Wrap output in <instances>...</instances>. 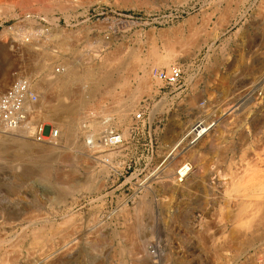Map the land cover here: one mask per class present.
Wrapping results in <instances>:
<instances>
[{
  "label": "rangeland",
  "instance_id": "374dc122",
  "mask_svg": "<svg viewBox=\"0 0 264 264\" xmlns=\"http://www.w3.org/2000/svg\"><path fill=\"white\" fill-rule=\"evenodd\" d=\"M31 1L0 0V32L7 26L17 28L19 38L26 37L29 43L38 45L35 55L46 58L53 52L50 62L58 72L80 60L81 69H91L92 81H76L68 91L83 92L91 103L88 101L83 108L84 122L77 127V137L73 139L59 125L42 121L60 130L61 148L54 158L39 161L23 156L22 161L16 145L0 141V151L7 149L2 155L14 159L11 168L7 159L0 160V264H143L134 250L142 236L149 248L159 247L156 256L149 257L152 263L148 259L147 264H264V204L254 206L251 214L236 218L240 207L236 189L240 184L235 188L240 178H246L242 176L246 171L264 170V74L260 72L264 66V0ZM22 2L24 6L29 2L27 9ZM239 11L244 15L238 20ZM64 40L70 41V49L61 50L59 44ZM55 49L59 52L55 53ZM27 53L31 50H0V92L16 78L28 75L34 61ZM173 63L186 67L181 88L167 86L152 75L154 68H169ZM46 74L47 71L39 73L36 81ZM104 81L109 85H104ZM187 87L192 94L189 106L198 107L199 112L192 118L183 117L184 110L181 113L173 109L167 114L172 123L186 121V129L173 142L144 140L143 124L150 111L153 120L162 102L156 103L160 96L155 101L152 96L160 90L180 92ZM147 99L151 106L144 112V119L138 120L136 114ZM197 121L215 123L209 130L211 134L216 131L209 137L213 143L205 136L191 143L192 138L186 135L181 150L161 162ZM107 128L123 135L125 143L119 149H107L99 142ZM88 134H95L93 140L101 146L92 148ZM225 139L226 175L219 166L222 163L216 162L212 171L192 172L188 179L191 184L186 188H177L176 182H163L168 166L178 158L179 163L197 167L196 155H218ZM158 157L160 160L154 164ZM257 179L264 182V176ZM144 184L146 188H142ZM226 185L228 188H224ZM229 186H234V192L225 190L233 188ZM214 223H218L217 227ZM140 224L145 228L143 234L139 232ZM235 224L241 225L239 230L244 234L234 241L230 231ZM33 230L37 232L32 234ZM62 237L70 238L69 250L63 248L61 254L60 250L48 262L42 261L40 254L55 252ZM51 248L54 249L49 251Z\"/></svg>",
  "mask_w": 264,
  "mask_h": 264
},
{
  "label": "bare ground",
  "instance_id": "6f19581e",
  "mask_svg": "<svg viewBox=\"0 0 264 264\" xmlns=\"http://www.w3.org/2000/svg\"><path fill=\"white\" fill-rule=\"evenodd\" d=\"M3 1V0H2ZM13 1V0H12ZM16 1V0H15ZM24 1V0H23ZM28 1V0H27ZM31 1V0H30ZM41 1V0H40ZM231 1V0H230ZM237 1V0H236ZM32 2V1H31ZM7 3H8V1H7ZM28 4L27 5H29V2H27ZM43 3V2H42ZM61 3V2H60ZM236 3V2H235ZM234 3V4H235ZM247 3V2H246ZM3 4V3H2ZM11 4V3H10ZM39 4H40V2H39ZM64 4V3H63ZM259 4V3H258ZM7 5V4H6ZM21 5H23V2H22V4ZM27 5H23L26 9H27ZM37 5V4H36ZM231 5V4H230ZM230 5L229 6H227L226 7V9H227V11H228V9H230ZM236 5V4H235ZM244 5H245V2H244ZM23 7V8H24ZM36 7V6H35ZM218 7V6H217ZM225 7V6H224ZM264 7V6H263ZM3 8V7H2ZM7 8V7H6ZM32 8L33 7H31V9L30 10H32ZM237 7H235L234 9H236ZM251 8V7H250ZM8 9V8H7ZM26 9H24V11L26 10ZM221 9V8H220ZM225 9V8H224ZM233 9V10H234ZM261 9H262V7H261ZM260 9V10H261ZM2 9H0V11H1ZM6 10V9H5ZM9 10H11V8H9ZM9 10H8V12H9ZM218 10V9H217ZM259 10V11H260ZM263 10V9H262ZM261 10V11H262ZM12 11V10H11ZM21 11V10H20ZM33 11H34V8H33ZM41 11V10H40ZM235 11V10H234ZM237 11V10H236ZM264 11V10H263ZM263 11H262V13H263ZM22 12H23V10H22ZM214 12V11H213ZM232 12V11H231ZM5 13V12H4ZM26 13V12H25ZM29 13V12H28ZM221 14V13H220ZM232 14V13H231ZM234 14V13H233ZM16 15V14H15ZM219 15V14H218ZM228 15V14H227ZM226 14H225V16H227ZM237 17H236V19H238L239 20V18H241L244 14L241 12V11H239V13H237ZM255 15H256V13H255ZM260 15H261V13H260ZM11 16V15H10ZM233 16V15H232ZM12 17H14L13 15H12ZM224 17V16H223ZM18 18V17H17ZM16 18V19H17ZM231 18V17H230ZM29 22V21H28ZM231 22V21H230ZM235 22V21H234ZM55 24V23H54ZM230 25V24H229ZM21 26V25H20ZM14 27V26H13ZM17 27V26H16ZM247 27V26H246ZM59 30V29H58ZM195 30V29H194ZM24 32V31H23ZM36 32V31H35ZM18 29L16 28V29H12V27L11 26H7V27H4L3 28V30L0 32V50L1 49H6V48H8V47H10V48H13V49H19V48H22V49H29V50H31V53H27V56H31L30 58H32V62H33V67H32V69L30 70V72H28L27 74V78L29 79V80H31V82H32V85H33V87H34V89L37 91V93H38V95H39V99H38V101L34 104V103H31V102H27V104H26V106H25V108H26V110H28V111H30L31 112V114H34L33 115V118L32 119H30L27 123H25V124H23V125H21L19 128H17V129H14V130H10V129H8V128H6L4 125H0V141L1 142H3V143H6L7 142V144L8 143H11V144H14V145H16L17 146V152H19V154L22 156V158H23V156H27L28 158H37L39 161H46V160H48V159H50V158H54V157H56L58 154H59V152H60V148H61V146L59 145V143H58V141H56V140H54V141H52V142H47V141H45V142H39V141H37L36 139H35V137H34V132L36 131V128H37V126H36V123L37 122H42L43 120H45V121H52L53 123H55V124H57V125H59L60 126V128L62 129V131L64 132V131H66V133H67V136L69 137V138H75V136L77 137V135H76V131L78 130L77 129V127L81 124V121L85 118V117H83V113H82V111H83V108H85L87 105V103H88V101L86 100L87 98H86V95L83 93V92H80V91H74V92H69L68 90H69V88L72 86V84L73 83H75L76 81H79V80H82V81H87V80H89L90 79V77H91V75H92V71H90L89 69H81L80 67H81V65H82V63H81V61L80 60H78V61H76V62H74L73 61V63H71L70 65H68L67 67H65V68H63V71L62 72H58V71H56V70H54V68L51 66V62H50V60H52L53 59V57H52V55H54V53L52 52V54L50 55V56H48V57H46V58H43L41 55H35L34 53H35V51L37 50V48H39L38 47V45L36 44V43H29V39L27 40L26 39V37H24V38H19L18 37ZM28 33V32H27ZM20 34H22L21 33V31H20V33H19V35ZM24 34H26V32L24 33ZM64 34V33H63ZM57 35H59L58 33H57ZM65 35V34H64ZM68 35V34H67ZM194 35V34H193ZM24 36V35H23ZM32 36H34V33H33V35ZM61 36V35H60ZM20 37H22V36H20ZM27 38H29V37H27ZM63 38V37H62ZM33 39H34V37H33ZM35 40V39H34ZM193 40V39H192ZM52 41V40H51ZM36 42H37V40H36ZM70 41L68 42V41H66V40H64V41H62L60 44H59V47L61 48V50L62 49H68L69 48V46H70ZM183 43V42H182ZM44 44V43H43ZM43 44H42V46H43ZM72 44V43H71ZM41 46V45H40ZM168 46V45H167ZM44 47H45V45H44ZM49 47V46H48ZM50 48V47H49ZM70 49V48H69ZM51 51V50H50ZM46 51H44V53H45ZM54 52L55 53H58L59 52V50L57 49H55L54 50ZM136 53V52H135ZM25 54H26V52H25ZM48 54V53H47ZM168 54V53H167ZM24 55V54H23ZM49 55V54H48ZM59 55V54H58ZM61 55V54H60ZM64 55V54H63ZM170 55V54H169ZM46 56V55H45ZM66 56V55H65ZM163 56H161V57H159V58H162ZM170 57H172V56H170ZM108 58V57H107ZM77 59H79V58H77ZM104 59V58H103ZM106 59V58H105ZM163 59V58H162ZM164 59H165V57H164ZM169 59V58H168ZM84 60V59H83ZM108 60V59H107ZM106 60V61H107ZM157 60H159V59H157ZM264 60V59H263ZM71 61V60H70ZM109 61H110V59H109ZM261 61V60H260ZM104 62H105V60H104ZM67 63V62H66ZM69 63V62H68ZM142 63V62H141ZM140 63V64H141ZM163 63V62H162ZM168 62L166 61V64H167ZM94 64V63H93ZM92 64V65H93ZM109 64H110V62H109ZM114 64V63H113ZM253 64H255V63H252V65ZM261 64H263V62L261 63ZM60 65V64H59ZM142 65V64H141ZM250 65V64H249ZM248 65V66H249ZM251 65V66H252ZM61 66H63L64 67V65H61ZM102 66V65H101ZM106 66V65H105ZM103 67V68H106V67ZM108 67H109V65H107ZM112 66V65H111ZM251 66H249V67H251ZM254 66V65H253ZM88 67V66H87ZM95 67V66H94ZM107 67V68H108ZM115 67V66H114ZM249 67H248V69H249ZM62 68V67H61ZM252 68V67H251ZM254 68V67H253ZM102 69V68H101ZM113 69V68H112ZM135 70V69H134ZM42 71H47V74L44 76V79H42V80H37L36 81V76L39 74V73H41ZM97 71V70H96ZM109 71V70H108ZM114 71V70H113ZM151 71V70H150ZM245 71H247V70H245ZM94 72V71H93ZM100 72V71H99ZM98 72V73H99ZM260 72L262 73V74H264V66L262 65V67H260ZM97 73V74H98ZM101 73V72H100ZM106 73H107V69H106ZM257 73V72H256ZM248 74V73H247ZM149 76V75H148ZM257 76V75H256ZM256 76H254V77H256ZM98 77V76H97ZM96 77V78H97ZM140 77V76H139ZM121 78V77H120ZM41 79V78H40ZM106 79H108V76H106ZM146 79V78H145ZM94 80H95V78H94ZM105 80V79H104ZM111 80V79H110ZM89 81H92V78H91V80H89ZM97 81H98V79H97ZM99 82V81H98ZM101 82V81H100ZM108 81H106V83H107ZM121 82V81H120ZM127 82V81H126ZM125 82V83H126ZM146 82V81H145ZM149 82V81H148ZM147 82V83H148ZM79 83V82H78ZM85 83V82H84ZM94 83H96V80H95V82ZM111 84H113V83H111ZM102 85V84H101ZM104 85H109V83H107V84H105V81H104ZM79 86V85H78ZM114 86V85H113ZM151 86V85H150ZM80 87V90H81V86H79ZM94 87V86H93ZM105 87H107V86H105ZM111 87H112V85H111ZM82 88H83V86H82ZM89 88V87H88ZM101 88V87H100ZM110 88V86L108 87V89ZM139 88V87H138ZM142 88V87H141ZM148 88V87H147ZM75 89V88H74ZM84 89V88H83ZM83 89H82V91H83ZM98 89H99V87H98ZM143 89V88H142ZM141 89V90H142ZM146 89V88H145ZM105 90V89H104ZM112 90V89H111ZM110 90V91H111ZM138 90V89H137ZM89 91V90H88ZM93 91V90H92ZM99 91V90H98ZM108 92V91H107ZM112 93V92H111ZM114 93V92H113ZM91 96V95H90ZM91 98V97H90ZM89 97H88V99H90ZM240 102V101H239ZM89 103H91L90 101H89ZM239 104V103H238ZM129 106V105H128ZM236 106V105H235ZM132 108V107H131ZM129 109V108H128ZM234 111V110H233ZM231 112V111H230ZM230 112H227V114H229ZM128 113V112H127ZM90 114V113H89ZM88 116V118H89V115H87ZM86 120V119H85ZM111 120V119H110ZM110 120H108V121H110ZM108 121H107V123H108ZM83 122H84V120H83ZM106 123V124H107ZM95 124H97V122L95 123ZM214 124V123H213ZM211 125L212 124H203V122L202 121H197L195 124H193V126H192V128H191V130L188 132V133H186L181 139H180V142L179 143H177V144H173L174 146L169 150V152H168V154L166 155L168 158H169V156H173V155H175L176 153V151H178V149L180 148V146L182 145V141L184 140V138H185V136L186 135H188V134H190V133H193L194 132V134L192 135V138H193V140H192V142L193 141H195V140H201L200 138H204V136H205V140L207 139V141L209 142V143H213V141H211L212 139H210L209 137L210 136H212V134L209 132V130H210V127H211ZM55 126V125H54ZM81 126V125H80ZM94 126V125H93ZM104 126V125H103ZM107 126V125H106ZM82 127V126H81ZM97 127H99L98 125H97ZM89 128V127H88ZM189 128V127H188ZM108 129V128H107ZM111 129V128H110ZM214 129H215V127H214ZM213 129V130H214ZM80 130V129H79ZM99 130H101V129H99ZM90 131H92V130H90ZM80 132H78V134H79ZM62 134V133H61ZM82 135V134H81ZM213 135H215V133L213 134ZM62 136H64V135H62ZM88 136L89 137H91L92 139H95V134H88L87 135V138H88ZM66 137V136H65ZM190 137H191V135H190ZM215 137H217V136H215ZM66 139V138H65ZM77 139V138H76ZM80 139V138H79ZM68 140V139H67ZM67 140H65V141H67ZM78 140V139H77ZM96 140V139H95ZM94 140V141H95ZM100 140V139H99ZM188 140V139H187ZM187 140H186V143H187ZM204 140V141H205ZM98 141V140H97ZM95 142L93 145H91V147L93 148V147H100L101 145H99L98 144V142ZM189 141V140H188ZM199 141H198V144H199ZM76 142H78V141H76L75 140V143ZM100 142V141H99ZM217 142V141H216ZM216 142H215V144H216ZM181 143V144H180ZM185 143V142H184ZM196 143V142H195ZM205 143V142H204ZM208 144V143H207ZM13 145V146H14ZM196 146H197V144H196ZM202 146V145H201ZM207 146V145H206ZM214 146V145H213ZM86 147V146H85ZM90 147V148H91ZM103 147V146H102ZM182 147V146H181ZM190 148H192L191 146H189ZM14 148V147H13ZM76 148V147H75ZM72 150H73V148H71ZM108 149V148H107ZM119 149V148H118ZM64 150V149H63ZM90 150V149H89ZM92 150V149H91ZM113 150V149H112ZM179 150H181V149H179ZM183 150V149H182ZM213 150H215V149H213ZM3 151L4 152H7V149H6V147H5V149H3ZM101 151V150H100ZM4 152H1L0 151V160L1 159H7L8 160V162L10 163L11 161H12V165H9V163H8V168H11V166H13V158H11L9 155L7 156V157H5V156H3L2 155V153H4ZM63 152V151H62ZM103 152V151H102ZM16 153V152H15ZM256 153V152H255ZM14 154V153H13ZM18 154V153H17ZM217 154V153H216ZM263 154V153H262ZM6 155V154H5ZM86 155V154H85ZM196 155V154H195ZM258 155V154H257ZM264 155V154H263ZM20 156V157H21ZM107 156H108V154H107ZM178 156V155H177ZM260 155H258V157H259ZM13 157V156H12ZM17 157V156H16ZM100 157H102V156H100ZM109 157V156H108ZM114 157V156H113ZM196 157V156H195ZM222 157V156H221ZM58 158V157H57ZM64 158V157H63ZM82 158V157H81ZM21 159V158H20ZM68 159V158H67ZM175 159V158H174ZM179 159L180 158H178V160H176V161H174L173 163H171V166L169 165L168 166V168H167V171H166V173H165V175L163 176L164 177V179H163V182H165V184H170V183H175L176 182V186H177V188L179 187V188H181V187H183V188H186V187H184V186H187L188 184H191V182L190 183H188V179H189V177H190V174L192 173V172H196V170H198V167H196V166H194L193 167V165L191 164V163H186V162H183V161H180V163L178 162L179 161ZM258 160H260V159H258ZM16 161V160H15ZM22 161H24V158H23V160ZM51 161V160H50ZM78 161V160H77ZM195 161V160H194ZM2 162V161H1ZM16 162H18V161H16ZM38 162V161H37ZM256 162V161H255ZM15 163V162H14ZM21 163V162H20ZM19 163V165H21ZM258 163V162H257ZM44 164V163H43ZM18 165V166H19ZM247 165H248V163H247ZM254 165H256L255 163H254ZM6 166V165H5ZM245 166V165H244ZM243 166V167H244ZM249 166V165H248ZM263 166V165H262ZM17 167V166H16ZM252 167H256V166H252ZM251 167V168H252ZM17 169V168H16ZM15 169V170H16ZM254 169V168H253ZM256 169H258L257 167H256ZM13 170V169H12ZM243 170V169H242ZM245 170H246V168H245ZM259 170V169H258ZM14 171V170H13ZM199 171H203V170H201V168H200V170ZM206 171V170H205ZM244 171V170H243ZM250 172H245L242 176H244V175H246V178L243 180L242 178H240L241 180L240 181H238V183L236 182V184L233 182V181H230V182H233V185L235 184V188H236V186H237V184H240L239 186H237V189H236V191H238L237 192V195H238V197L240 198V199H238V200H240V207H239V209H238V211H237V213H236V218H239V217H245V215L246 214H248V213H250L251 214V210H252V208L254 207V206H256L257 204H259V203H263L264 204V182H262L261 180V182L262 183H260V182H258L257 180V178L258 177H263L264 176V170H262V172H260V171H257L256 173L251 169V170H249ZM256 171V170H255ZM49 172V171H48ZM204 172V171H203ZM208 172V171H207ZM192 176H193V174H192ZM23 177V176H22ZM236 178V177H235ZM234 178V179H235ZM197 179V178H196ZM195 179V180H196ZM204 179V178H203ZM209 179V178H208ZM233 179V180H234ZM237 179V178H236ZM194 180V179H193ZM62 181V180H61ZM65 181V180H64ZM70 181V180H69ZM199 181V180H198ZM203 181V180H202ZM235 181V180H234ZM149 182V181H148ZM200 182V181H199ZM230 182H228V183H230ZM153 183V182H152ZM206 183V182H205ZM260 183V184H259ZM194 184V183H193ZM259 184V185H258ZM196 185H197V183H196ZM152 186V185H151ZM189 186V185H188ZM191 186V185H190ZM193 186V185H192ZM227 186V185H226ZM91 187V186H90ZM147 187V186H146ZM145 187V184L142 186V188H146ZM166 187V186H165ZM194 187V186H193ZM198 187V186H197ZM229 187H233L232 189H225V190H229V191H231V190H233L234 189V186H229ZM87 188V187H86ZM189 188V187H188ZM196 188V187H195ZM216 188V187H215ZM224 188H228V186L227 187H224ZM153 189V188H152ZM190 189V188H189ZM208 189V188H207ZM167 190V189H166ZM212 190V189H211ZM224 190V191H225ZM235 190V189H234ZM234 190H233V192H234ZM173 191V190H172ZM207 191V190H206ZM221 191H222V189H221ZM224 191H223V193L222 194H224ZM228 191V192H229ZM235 191V192H236ZM196 192V191H195ZM227 192V193H228ZM232 192V191H231ZM226 193V194H227ZM230 193V192H229ZM232 194H235V193H232ZM231 195V194H230ZM224 196V195H223ZM234 196V195H233ZM225 197V196H224ZM226 198V197H225ZM225 198H224V200H225ZM232 198V197H231ZM206 199H207V197H206ZM237 199V198H236ZM143 200H145V199H143ZM227 200V199H226ZM234 200V199H233ZM232 200V201H233ZM146 201V200H145ZM205 201V200H204ZM147 202V201H146ZM145 202V203H146ZM231 202V201H230ZM142 203V202H141ZM210 203V202H209ZM224 203H226L225 201H224ZM237 204V203H236ZM140 205V204H139ZM147 205V204H146ZM225 206V205H224ZM236 206V205H235ZM252 206V207H251ZM141 207H142V204L140 205V207H139V209H141ZM211 207V206H210ZM209 207V208H210ZM230 207V206H229ZM233 207V206H232ZM264 207V206H263ZM260 208V207H259ZM225 209H228V206H227V208H225ZM263 209V208H262ZM137 210V209H136ZM208 210V209H207ZM222 210H223V208H222ZM222 210H221V212H222ZM260 210V209H259ZM258 210V211H259ZM138 211V210H137ZM233 211H235V210H233ZM233 211L232 212H230V213H233ZM204 214H205V212H204ZM226 214H227V212H226ZM223 215H225V214H222V217H223ZM228 215V214H227ZM220 216V215H219ZM70 217H71V215H70ZM218 218V217H217ZM216 218V219H217ZM229 218V217H228ZM259 218V217H258ZM261 218V217H260ZM199 219V218H198ZM213 219V218H212ZM215 219V218H214ZM219 219V218H218ZM222 219V218H221ZM223 219H224V217H223ZM222 219V221H225V220H223ZM232 219V218H231ZM252 219V218H251ZM68 220H70V219H68ZM203 220V219H202ZM229 220V219H228ZM195 221V220H194ZM214 221V220H213ZM218 221V220H217ZM260 221V220H259ZM262 221V220H261ZM205 222V221H204ZM209 222V221H208ZM214 222H216V220L214 221ZM235 222V221H234ZM242 222V221H241ZM255 222H256V219H255ZM254 222V223H255ZM210 223H213V222H210ZM209 223V224H210ZM250 223H251V221H250ZM248 224L247 223V225H251V226H253L252 224ZM37 224V223H36ZM98 224V223H97ZM215 224V223H214ZM216 224H218V223H216ZM215 224V226L217 227V225ZM231 224V223H230ZM261 224V223H260ZM196 225V224H195ZM198 225V224H197ZM247 225H246V227H247ZM69 226V225H68ZM75 226V225H74ZM73 226V227H74ZM95 226H96V224H95ZM139 226V225H138ZM204 226V225H203ZM228 226V225H227ZM235 227L230 231V235H231V237L233 238V240L235 241L236 239H237V236H239L240 237V235L243 233L241 230H239V228H241V225L240 224H235L234 225ZM62 227V226H61ZM77 227V226H76ZM76 227H74V228H76ZM210 227V226H209ZM208 227V228H209ZM223 227V226H222ZM246 227H244L245 229H246ZM67 228V227H66ZM65 228V229H66ZM74 228H72V229H74ZM193 228H195V227H193ZM198 228V227H197ZM203 228V227H202ZM207 228V229H208ZM228 228V227H227ZM230 228V227H229ZM256 228V227H255ZM34 229V228H33ZM42 229V228H41ZM48 229V228H47ZM56 229V228H55ZM144 226L143 225H141L140 224V226H139V232H140V234L142 233L143 234V232H144ZM217 229V228H216ZM226 229V228H225ZM263 229V228H262ZM35 230V229H34ZM34 230H33V233L32 234H34V233H36L37 231H35L34 232ZM69 230H71V229H69ZM68 230V231H69ZM92 230V229H91ZM98 230V229H97ZM130 230V229H129ZM138 230V229H137ZM204 231H205V227H204V229H203ZM64 231V230H63ZM72 231V230H71ZM70 231V232H71ZM78 231V230H77ZM76 231V232H77ZM95 232H96V230H94ZM208 231V230H207ZM216 231V230H215ZM223 231V230H222ZM248 231V230H247ZM251 231V230H250ZM252 231H254L253 229H252ZM80 232V231H79ZM95 232H94V234H95ZM100 232V231H99ZM227 232V231H226ZM249 232V231H248ZM46 233V232H45ZM64 233V232H63ZM75 233V232H74ZM137 233H138V231H137ZM206 234H211V233H207V232H205ZM37 234H39V233H37ZM93 234V235H94ZM130 234V233H129ZM227 234H228V232H227ZM244 234V233H243ZM253 234V233H252ZM263 234V233H262ZM59 235L60 234H58V237H59ZM66 235V234H65ZM65 235H63V236H65ZM205 235V234H204ZM203 234H201V236H204ZM208 235V236H209ZM246 235V234H245ZM248 235V234H247ZM255 235H257V234H255ZM38 236V235H37ZM37 236H36V238H37ZM61 236V235H60ZM99 236V235H98ZM127 236V235H126ZM130 236H131V234H130ZM137 236V235H136ZM211 236H212V234H211ZM249 236V235H248ZM250 236H251V234H250ZM261 236V235H260ZM39 238H40V236H38ZM74 237H75V235H74ZM134 237H135V235H134ZM226 237V236H225ZM247 237V236H246ZM253 237H255V236H253ZM49 238V237H48ZM67 238V237H66ZM66 238H63L62 237V240H61V242H60V240H59V246H58V248L56 249V251L55 252H52V253H47V254H44V256L42 255V254H40L41 255V257H42V261H46V262H48L49 260H51L52 258H53V256H54V254L56 253V252H58V251H60V254L63 252L62 251V249L63 248H66L67 249V246H68V244H69V241H68V238L66 239ZM73 238V237H72ZM131 238V237H130ZM147 238V237H146ZM207 238V237H206ZM34 239H35V237H34ZM59 239H60V237H59ZM76 239H77V237H76ZM78 239H79V237H78ZM104 239V238H103ZM122 239V238H121ZM132 239V238H131ZM202 239H203V237H202ZM57 240V239H56ZM55 240V241H56ZM69 240H70V238H69ZM132 240H135V238L134 239H132ZM150 240V239H149ZM207 239H205V241H206ZM255 240V239H254ZM260 240H262V239H260ZM35 241V240H34ZM46 241V240H45ZM44 241V242H45ZM78 241V240H77ZM96 241V240H95ZM94 241V242H95ZM204 241V242H205ZM227 241V240H226ZM243 241H244V239H243ZM257 241H259V240H257ZM21 242V241H20ZM36 242H37V239H36ZM35 242V243H36ZM72 242V241H71ZM70 242V243H71ZM80 242V241H79ZM78 242V243H79ZM96 243V242H95ZM136 244V243H135ZM204 245H205V243H203ZM206 244H207V242H206ZM213 244V243H212ZM247 244V243H246ZM2 245V244H1ZM11 244H9V246H10ZM15 245V244H14ZM36 245H37V243H36ZM53 245V244H52ZM55 245V244H54ZM134 245V243H132V246ZM151 246V245H150ZM51 247H53V246H51ZM73 247V246H72ZM77 248H78V246H76ZM129 247V246H128ZM154 247V248H153ZM177 247V246H176ZM245 247V246H244ZM243 247V248H244ZM124 248H125V246H124ZM54 248H51L49 251H52ZM66 249L64 250V252L66 251ZM158 249H159V247L157 248V246H152L151 248H149V242L147 241V239H145L144 238V236H142V238H141V240L139 241V243L136 245V246H134V250L136 251V253H137V255H138V257H141V260H140V262H143V264L145 263V264H147L146 262H148V259H149V257L150 256H153V257H155L156 256V254H157V251H158ZM67 250H69V248L67 249ZM123 250V249H122ZM125 250H126V248H125ZM133 250V248L130 250V252H132V251H134ZM164 250V249H163ZM73 251H75V249L73 250ZM129 251V250H128ZM134 251V252H135ZM1 252V251H0ZM68 252V251H67ZM71 252V251H70ZM127 252V251H126ZM219 252V251H218ZM133 253V252H132ZM163 253V252H162ZM72 254V253H71ZM160 254V253H159ZM69 255V254H68ZM161 255V254H160ZM8 256V255H7ZM57 256V255H56ZM59 256V255H58ZM2 257V256H1ZM4 257V256H3ZM40 257V256H39ZM67 258V257H66ZM66 258H63V259H66ZM155 259V258H154ZM154 259H152V260H154ZM0 260H1V258H0ZM60 260H61V258H60ZM59 260V261H60ZM53 261V260H52ZM157 261V260H156ZM3 262V261H2ZM151 262V259H149V263ZM5 263H7V262H5L4 261V264ZM51 263V261H49V264ZM134 263V262H133ZM152 263V262H151ZM154 263V262H153ZM36 264V263H35ZM121 264V263H120ZM135 264H139V261H137ZM155 264V263H154Z\"/></svg>",
  "mask_w": 264,
  "mask_h": 264
},
{
  "label": "built area",
  "instance_id": "2783aa9c",
  "mask_svg": "<svg viewBox=\"0 0 264 264\" xmlns=\"http://www.w3.org/2000/svg\"><path fill=\"white\" fill-rule=\"evenodd\" d=\"M186 73V67L181 63H173L169 68H154L152 70V75L165 85L172 88H181L184 86V76ZM39 99L37 91L34 89L31 80L26 76H20L3 92H0V125H4L8 129H17L21 125L27 123L32 114L30 111L26 110L25 106L27 102L36 103ZM151 106L149 99L144 101L142 106V111L136 114L138 120L144 119V112L147 111ZM214 123V122H213ZM211 123L210 129L213 127ZM205 125L206 123L203 122ZM210 125V124H209ZM36 131L34 132V137L39 142H52L54 140L58 141L60 137V130L52 124H46L42 122L36 123ZM188 134L187 136L192 135ZM191 143H195L197 140ZM88 142L93 145L95 142L91 138ZM100 143L102 146L109 149H118L125 143L124 137L118 130L107 129L100 138ZM141 185V184H140Z\"/></svg>",
  "mask_w": 264,
  "mask_h": 264
},
{
  "label": "crops",
  "instance_id": "0c3cea01",
  "mask_svg": "<svg viewBox=\"0 0 264 264\" xmlns=\"http://www.w3.org/2000/svg\"><path fill=\"white\" fill-rule=\"evenodd\" d=\"M188 89H191V88L187 87L186 89H182L180 92H172V90L169 92H162V90H160V92L154 94V97L152 96L151 99L152 100L154 99V101L156 97L160 96V99L156 103H160L161 101L162 102L157 107L154 113L153 120L151 119V111H150L149 117H147V121H145L143 124L144 125L143 134L142 136L141 135L140 136L144 140L146 141L150 140L153 142V140L156 139V142H159L160 144L165 142L166 140H170L173 142L186 129L188 125L186 121H181L178 123L175 120V122L172 123L167 117V114H169L168 111L170 110L173 111V109L174 111H180L181 113H183L182 110H184L186 116H183V117L187 118L188 116L189 118H192L196 113L199 112L198 107L195 108L193 105L189 106V103H190L189 99L190 97H192V94L191 92H188L189 91ZM181 101H185L184 105L182 106L179 105ZM196 103L198 105V101ZM164 120L166 121L165 123H163ZM214 133L216 135V131H214L213 134ZM140 136H138V138H140ZM132 140L134 139L132 138L131 141ZM221 147H222V152H219L218 155H213L211 153H206V152H203V153L199 152V154L196 155L197 158L195 160L198 162V165H197L198 170H196L195 174L202 172V171H199L200 168L203 171L205 170L212 171L214 169V164L216 162H220L222 164L219 166L223 168V175H226V168H227V141L226 139L223 141ZM167 158H168L167 156H165L164 158H161V162L164 161L165 159L167 160ZM158 160H160L159 157L154 161V164H157ZM220 169L218 171H220ZM214 174L215 173H213V175Z\"/></svg>",
  "mask_w": 264,
  "mask_h": 264
}]
</instances>
